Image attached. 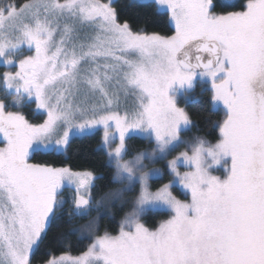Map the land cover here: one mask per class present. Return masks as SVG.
I'll list each match as a JSON object with an SVG mask.
<instances>
[{
	"label": "snow or ice",
	"instance_id": "1",
	"mask_svg": "<svg viewBox=\"0 0 264 264\" xmlns=\"http://www.w3.org/2000/svg\"><path fill=\"white\" fill-rule=\"evenodd\" d=\"M153 4L167 11L174 29L169 34L134 30L120 21L112 0L0 5V58L16 65L5 67L0 81L13 98L34 99L44 114L33 123L0 99V264H32L50 225L59 220L66 186L73 193L70 216L92 209V171L29 156L62 154L74 135L95 129H102L113 181L127 177L138 186L133 210L116 234H98V213L73 229L91 239L85 251L46 264H264V0L220 10L216 0ZM21 45L34 47V54L5 55ZM198 74L211 81L212 102L226 109L219 138L210 143L197 137L168 159V150L191 125L169 92L191 88ZM149 130L171 177L155 189L164 169L141 171L124 159L129 135ZM228 157L224 179L209 173ZM142 158L137 155L136 164ZM177 185L188 199L174 194ZM123 191L111 190L104 200L122 204ZM164 207L173 214L157 226L142 222V210Z\"/></svg>",
	"mask_w": 264,
	"mask_h": 264
},
{
	"label": "trees",
	"instance_id": "2",
	"mask_svg": "<svg viewBox=\"0 0 264 264\" xmlns=\"http://www.w3.org/2000/svg\"><path fill=\"white\" fill-rule=\"evenodd\" d=\"M8 2L10 3L11 0ZM23 2H27V0H15L17 5ZM3 3L0 2V5ZM216 4L217 10L223 9L218 0H216ZM114 7L118 12L120 21L129 22L134 30L143 28L148 32L160 34H169L174 30L171 22L166 18L167 12L156 10L153 2L115 0ZM0 69L2 68L0 67ZM211 93L210 88L201 89L199 85L196 88V96L192 99H179V104L185 108L191 120V126L185 132L190 138L205 137L211 142H215L219 138L217 125L223 118V112L214 106ZM21 110L26 118L33 123L41 122L44 118L42 114L36 112L33 102L26 101ZM101 138L100 131L75 137L70 141V145L64 153L46 156H37L34 153L31 159H35L36 162L52 163L56 166H68L76 171H92L96 176L92 193L95 199H99L119 185L113 181L115 169L106 156L105 150L101 147ZM152 145L153 142L146 138L132 136L128 140V155H134L142 149L152 147ZM71 209V201L67 199L59 210L58 222L50 225L43 243L32 255V264H43L59 254L76 255L86 250L91 239L89 237L81 238L80 234L73 229H78V226L84 223L89 216H70ZM128 209L127 205H115L113 215L105 214L102 216L100 231L117 232L119 223ZM166 216L165 212H148L143 218L149 226L155 227Z\"/></svg>",
	"mask_w": 264,
	"mask_h": 264
},
{
	"label": "rangeland",
	"instance_id": "3",
	"mask_svg": "<svg viewBox=\"0 0 264 264\" xmlns=\"http://www.w3.org/2000/svg\"><path fill=\"white\" fill-rule=\"evenodd\" d=\"M136 1H139V2H153V0H136ZM0 2H4L2 5H6V4L9 3L8 0H0ZM114 2H115V0H112L113 7H114ZM164 11H166V10H164ZM171 25H172V23H171ZM17 54H19L21 56L32 55V54H34V47H31V46H28V45H21L18 49H16V50H8L5 53L6 56L7 55H17ZM0 67L2 68V69H0V73H2L3 71L6 70L5 67L10 68L11 70H15L16 65H15V63H13L12 65H7L6 66L4 64V62H3V58H0ZM199 85H200L201 89L210 88L212 90L211 81L209 80V78L208 77H201L198 74L195 77V79L193 81V85H192L191 88H180V87L174 86V88L172 90H170L169 95L170 96H174L175 102L177 103V105L181 106L179 104V99H181V98L185 99V100L192 99V97L196 96V88ZM2 91H4V92H2ZM14 95H15L14 92H12L10 90H7L4 87L2 81H0V99H3L5 101V103L8 106L9 110H12V111L19 110V111H21L24 114V112L21 110V108L23 107V105L25 104L26 101L33 102L34 105H35L34 99H28L26 96L25 97L21 96V97L13 98ZM17 100L19 102V105H17ZM126 103H127V106L129 108L132 107L133 99H132L131 96L128 97ZM213 104H214V106L216 108H219V109L222 110L223 117H224L226 115V109L223 106V104L221 102H215ZM35 110H36L37 113L42 114L44 116V114L41 111H38L36 109V107H35ZM188 128H186L185 130L182 131V133H181V136H182L181 142L175 148L168 150V152L166 153L168 159H171L172 157L178 155L181 151L186 150L187 148H189L190 145L195 143L197 137L193 139V138L188 137L185 134V132H186V130H188ZM99 131L102 134V129H95V130H93L90 133H85V134H81V135H74L72 137V139L75 138V137H82V136H85V135L94 134V133L99 132ZM132 136H139V137L146 138V139L152 141L150 130H149V132L144 133L142 136L141 135H136V134H130L129 138L132 137ZM201 138L206 139L205 137H201ZM206 140L208 142H210V143H215L216 142V141L215 142H211L208 139H206ZM0 143L3 144L4 141L2 139H0ZM0 146H2V145H0ZM101 147L104 150V146H103L102 143H101ZM128 150H129V147H127V154L124 157V159L132 161V163L134 165H136V167L139 170H141V171H149V170L153 169L154 167L155 168H159L160 167V168L164 169L163 179L162 180H155L153 182V189H155L157 186H159L160 183L167 182L171 178L169 173H168V170H167L166 161H165V154H161L159 152V150L156 148V146L154 145V143H153L152 147H148V148L142 149V150L136 152L134 155H128ZM153 152H155V156L154 157L152 155ZM140 153H143V158L140 160L139 164H136L135 157L137 155H139ZM33 154H30L29 159H31ZM109 161L112 164L110 158H109ZM184 170L185 169L183 168V166H181V171H184ZM229 170H230V157L224 158L219 164L213 165L212 167H210L208 169V171H209V173L211 175H215V176L219 177L220 179H224L227 176ZM78 171H82V170H78ZM94 183H95V180H94ZM94 183H93V185H94ZM116 188L124 189L123 195L121 197V199L124 200V202L122 204L121 203H114V204L109 205L108 202L104 200V197L106 196V194L108 192L106 194H104L102 197H100L99 199H95L94 195L92 193V189H91V197H92L93 207L88 212V214L86 215V216H89V218L84 223H82L80 226H78V228H81V227L89 224L90 221H92L93 218H95L97 216V214L99 213L98 234H103L105 231L104 232L100 231L101 218L105 214L113 215V210H114V206L115 205H117V204H119V205H127L129 207L127 213L133 210V207H134L133 200H134L135 196L137 195V189H138V186L135 184V182L134 181L129 182L127 177H125L124 179H122L119 182V185ZM116 188H114V189H116ZM114 189H112V190H114ZM173 192L180 199H185L186 200V199L189 198V194L186 193V192H183V190L178 185L173 187ZM62 195L64 197V202L67 199H69L71 201L73 193H72V190L66 186L63 189ZM97 201H101L102 202L101 206L99 207V209L96 208ZM148 212H165L167 214V216L164 217L163 219H166L170 215L173 214L171 212V210L168 209L167 207L160 208V209H157L155 211H151L150 209L142 210L141 211L142 222L145 223V225L150 227V228H154V227L149 226L145 222V220L143 218L145 216V214H147ZM163 219H161L159 222H161ZM159 222H158V224H159ZM118 230H119V228H118ZM107 232H109V231H107ZM117 232H115V233L109 232V233L116 234ZM64 254H68V255H71V256H77V255H80L81 253L80 254H76V255L69 254V253H63V254H59L57 256H53L52 258H58L60 255H64ZM43 264H46V262L43 263Z\"/></svg>",
	"mask_w": 264,
	"mask_h": 264
},
{
	"label": "flooded vegetation",
	"instance_id": "4",
	"mask_svg": "<svg viewBox=\"0 0 264 264\" xmlns=\"http://www.w3.org/2000/svg\"><path fill=\"white\" fill-rule=\"evenodd\" d=\"M219 5H221L223 8L230 5V7H243L244 6V0H237L233 3L226 2L225 0H218Z\"/></svg>",
	"mask_w": 264,
	"mask_h": 264
},
{
	"label": "water",
	"instance_id": "5",
	"mask_svg": "<svg viewBox=\"0 0 264 264\" xmlns=\"http://www.w3.org/2000/svg\"><path fill=\"white\" fill-rule=\"evenodd\" d=\"M226 2H229V3H233V2H235V1H237V0H225Z\"/></svg>",
	"mask_w": 264,
	"mask_h": 264
}]
</instances>
